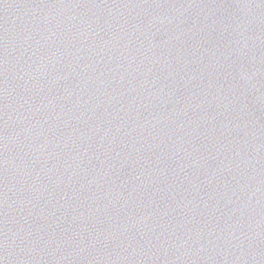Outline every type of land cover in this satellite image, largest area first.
I'll return each instance as SVG.
<instances>
[{
  "label": "water",
  "instance_id": "95a60500",
  "mask_svg": "<svg viewBox=\"0 0 264 264\" xmlns=\"http://www.w3.org/2000/svg\"><path fill=\"white\" fill-rule=\"evenodd\" d=\"M0 264H264V0H0Z\"/></svg>",
  "mask_w": 264,
  "mask_h": 264
}]
</instances>
